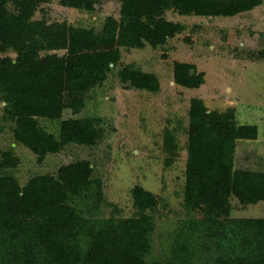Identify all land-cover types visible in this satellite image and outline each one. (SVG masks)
Returning <instances> with one entry per match:
<instances>
[{
    "label": "trees",
    "instance_id": "1",
    "mask_svg": "<svg viewBox=\"0 0 264 264\" xmlns=\"http://www.w3.org/2000/svg\"><path fill=\"white\" fill-rule=\"evenodd\" d=\"M51 1L84 12H93L100 2L0 0V54H15L0 58L1 121L9 125L13 143L31 151L39 164L69 145L92 148L102 141L101 118L63 119V112L76 115L84 108L87 94L119 62L121 47H162L181 34L184 25L167 20V12L231 18L262 4V0H116L119 17H106L101 30L115 47L96 50L88 29L33 20L37 9ZM116 75L128 89L151 93L159 89L151 73L125 66ZM172 79L176 86L198 89L204 74L192 64L174 62ZM40 120L57 121V131L49 132ZM256 137V127L238 125L232 110L211 111L198 98L189 101L182 200L186 218L173 235L169 257L150 263L149 237L158 204L151 192L132 187L136 216L101 217L102 181L92 177L90 161L60 166L55 174L33 175L20 185L14 175L20 159L3 151L0 264H264V218L230 217L231 197L242 206L264 202V172L234 167L236 142ZM163 149L169 165L176 154L170 129L163 132Z\"/></svg>",
    "mask_w": 264,
    "mask_h": 264
},
{
    "label": "rangeland",
    "instance_id": "2",
    "mask_svg": "<svg viewBox=\"0 0 264 264\" xmlns=\"http://www.w3.org/2000/svg\"><path fill=\"white\" fill-rule=\"evenodd\" d=\"M8 9L13 11V6L10 4ZM119 9L116 0H100L93 12L64 8L51 1L37 9L33 20L88 29L94 48L106 50L114 48L115 42L102 35L104 19H117ZM165 18L183 24L184 31L162 47H121L119 62L111 65L106 80L87 94L84 108L76 115L69 110L63 112V119L101 118L104 138L97 146L69 145L57 154H48L39 164L31 151L13 143L9 125L1 121L0 110V154L9 150L19 157L14 175L20 185L33 175L55 174L60 166L88 160L94 166L92 177L102 181L101 217L136 216L130 196L135 185L157 198L155 227L149 237V263L169 257L173 235L186 218L182 200L192 98L203 101L208 110H232L240 126L256 127V139L236 142V160L242 158V164L236 161L234 167L264 172V0L253 10L231 18L179 16L171 11ZM6 55L15 56L9 52L0 54V58ZM174 62L194 65L204 74V83L198 89L176 86L172 79ZM125 66L154 74L159 81L158 91L151 93L122 85L116 72ZM40 124L49 132L58 129L57 121L40 120ZM165 129L172 131L176 142V154L169 165L163 149ZM229 201L232 218H264V202L242 206L232 197Z\"/></svg>",
    "mask_w": 264,
    "mask_h": 264
},
{
    "label": "crops",
    "instance_id": "3",
    "mask_svg": "<svg viewBox=\"0 0 264 264\" xmlns=\"http://www.w3.org/2000/svg\"><path fill=\"white\" fill-rule=\"evenodd\" d=\"M206 108H207V107H206ZM211 111H216V110H211ZM236 159H237V157H236V154H235L234 163L236 164V161H237V162H238L237 164H238V165H241L242 163L239 162V160L242 159V158H239L238 160H236Z\"/></svg>",
    "mask_w": 264,
    "mask_h": 264
}]
</instances>
